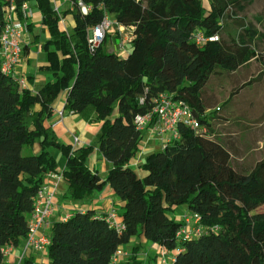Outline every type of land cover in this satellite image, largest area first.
<instances>
[{
  "label": "trees",
  "instance_id": "trees-1",
  "mask_svg": "<svg viewBox=\"0 0 264 264\" xmlns=\"http://www.w3.org/2000/svg\"><path fill=\"white\" fill-rule=\"evenodd\" d=\"M13 1L18 10L37 4L49 36L40 45L45 62L38 72L51 79L34 85L28 77L33 87L24 89L0 65V264L4 247L18 248L26 239L34 200L51 172L62 173L65 198L75 202L109 186L122 203L124 229L113 227L108 213L76 210L51 224L48 264H113L124 246L142 236L174 253L172 264H264V158L250 171L232 162V137L244 124L235 108L240 89H231L234 77L253 62L264 75L261 18L233 21L236 32L228 23L244 11V0H210L209 8L202 0H84L92 6L88 15L74 8L61 17L51 0ZM10 4L0 0V39ZM68 14L70 34L61 25ZM106 14L134 28L124 58L107 49L110 35L90 50L89 32ZM196 32L217 39L197 44ZM161 93L189 106L201 132L180 124V138L148 154L136 171L131 164L143 133L135 120L152 111ZM60 98L66 114L100 124L97 149L112 165L105 179L88 165L94 146L62 143L49 124ZM53 150L65 158L62 172ZM184 216L198 218L191 224L198 235L179 237L187 227ZM139 250L127 253L126 264H145ZM21 264L35 260L28 256Z\"/></svg>",
  "mask_w": 264,
  "mask_h": 264
},
{
  "label": "crops",
  "instance_id": "crops-1",
  "mask_svg": "<svg viewBox=\"0 0 264 264\" xmlns=\"http://www.w3.org/2000/svg\"><path fill=\"white\" fill-rule=\"evenodd\" d=\"M52 1V0H51ZM31 9V16L27 21V25L33 23L34 29L33 31H26L24 38H23V55L20 64L17 67V75L18 77L23 78L26 81V86L29 89H32V84L27 82L28 77L34 78V85H40L46 83L50 77H46L44 75H40L38 72V68L44 64L45 62V55L40 50V45L44 43L48 38V34L43 31L41 28V14L39 12V9L37 7V4L35 1L28 2ZM55 5L59 8V11L61 12V15H63L64 12L67 10H70V4L66 0H55ZM52 2V6H55ZM65 6H68V9L64 10ZM63 17V16H62ZM67 18L68 16L63 17L64 20L62 25V29L70 34L69 32L70 25L72 27V23ZM71 23V24H70ZM41 30L40 34H37V31ZM113 38V46L108 49L109 51H113L116 54H118L121 51H124L128 46H125L124 48H121V44L123 41V37L118 34H110ZM38 37L39 41H36V38ZM117 37V38H115ZM130 46V45H129ZM129 50V49H128ZM28 51V54H25V52ZM31 61L35 62V67L33 71H29L30 69V63ZM251 70L245 71V69H242L239 71L235 77L234 82L232 84L231 89H240V92L236 96V101L239 105L244 106H251L252 99H250L249 91L251 92H257L259 89L264 87V75L261 76V69L260 67L255 64V62L251 65ZM251 79H255V82L250 85L246 86L245 88L241 89V87L249 82ZM231 93V90H228L227 97ZM64 98H60L57 101L56 107H55V113L53 118L50 120L49 124L57 134L60 141H63L62 143L65 144H72V141L74 138H78L80 141L79 147L84 146H94V152L90 156L88 160V165L92 170H95L99 173L102 179H105L108 172L110 171L112 165L106 161L102 155L99 153L97 149V142L99 137V131H100V124L95 122L94 119L90 121H86L82 119L77 114H71L67 113L63 119H60L59 112L64 111ZM241 113V119L245 121L244 116H246V111L243 109H238ZM143 147L140 151V153L137 155V157L132 161L131 166L136 170L140 171L139 167L145 160L146 156L152 152H157L161 150V145L159 141L150 140L148 135L145 133L143 136ZM77 147V148H79ZM58 154L56 155L57 161H58V171L62 172L65 167V158L57 151ZM51 185V181H49L48 176H46V181L44 185ZM67 192V185L64 182H61L57 190L55 192V213L50 218L49 222L53 224L56 221H62L65 220L66 217L70 213H73L76 210H96L98 213H115L116 214V221L119 222L118 215L121 212L122 203L120 200L115 196L112 189L107 186L102 191L95 192L91 198L82 201V202H75L71 201L70 199L65 198V193ZM86 202V203H84ZM48 234V233H47ZM38 236H42L43 232L39 231ZM25 244V239L22 240L21 245L18 248H14V251L5 258L4 264H16L17 260L22 254L23 248ZM137 247H140V250L138 252V257L143 261L145 264H151V261H155V264H160V256L162 253V248L156 247L155 245H150L151 251H148L146 247H148V243H144V240L142 237L133 238L129 244L123 247V250L126 251L130 256L134 254V251ZM154 252V256H151V253ZM28 256H31L35 260V264H48V257H47V251H35V250H29L23 259L27 258ZM168 256L170 259H173L175 254L168 252ZM126 260H123L122 264H126Z\"/></svg>",
  "mask_w": 264,
  "mask_h": 264
},
{
  "label": "built area",
  "instance_id": "built-area-1",
  "mask_svg": "<svg viewBox=\"0 0 264 264\" xmlns=\"http://www.w3.org/2000/svg\"><path fill=\"white\" fill-rule=\"evenodd\" d=\"M70 4V9L77 8L81 14L88 15L92 6L86 4L84 0H66ZM55 5V0H52ZM54 11L60 15L59 8L55 5ZM31 16V9L28 2L24 3L21 9H17L13 0L6 10L5 25L1 35L0 47V65L1 72L13 78L21 88H27L26 81L18 77L17 67L21 62L23 55V38L27 31V21ZM63 23V19L61 20ZM115 29V31H114ZM116 33L123 37L121 48L130 45L133 40V27H123L115 22L108 14L105 15L102 22L89 32L90 50L94 51L105 39L107 35ZM217 38L206 39L204 34L196 32L194 40L197 44H203L207 41H213ZM143 99H141V103ZM66 115L64 111L59 112L60 119ZM180 124L191 127L196 132L200 133L201 129L198 121L193 116L191 109L182 101H175L166 93L159 94L153 101V109L150 113L138 116L135 120V125L138 131L146 133L150 140L159 141L161 150H163L172 141L180 138L178 127ZM73 148L80 146L78 138L72 141ZM51 185H43L34 200V211L28 221V234L25 239L24 248L21 256L16 264H21L25 254L29 250L47 251L50 239L48 237L51 223L50 218L55 213V192L58 185L62 182V173H49L48 175ZM116 214H109L108 222L117 230H123L124 227L116 221ZM187 227L182 230L179 237H189L192 231L199 234L200 229L194 230L191 224L197 225L198 218L193 216H184ZM42 231L43 235L38 236V232ZM14 251V247L6 246L2 249L5 258ZM127 253L119 251L113 258V264H120L126 258ZM174 259V258H173ZM173 259L168 258V251L162 248L160 256L161 264H172Z\"/></svg>",
  "mask_w": 264,
  "mask_h": 264
},
{
  "label": "rangeland",
  "instance_id": "rangeland-1",
  "mask_svg": "<svg viewBox=\"0 0 264 264\" xmlns=\"http://www.w3.org/2000/svg\"><path fill=\"white\" fill-rule=\"evenodd\" d=\"M244 3L242 4L243 7L241 9L244 10L243 12L239 13L238 16L231 15L233 19H229L228 22L231 26V31L236 32L238 29L234 26V22H237L239 20H244L245 24L252 22L257 23V19L261 18V24L259 25L257 23V28L259 31L264 33V0H244ZM202 3L205 8H209L210 6V0H202ZM64 10L68 9V6H65L62 8ZM67 20L69 23V20L71 21L73 25V16L72 14H68ZM64 21V20H63ZM259 21V22H260ZM70 23V24H71ZM229 26V30H230ZM73 31V26L71 27L69 32ZM115 31V29H114ZM41 30L37 31V34H40ZM113 34H115L113 32ZM113 41L108 42L107 49H110L113 46ZM124 50L118 53V55L122 58L128 55L130 46ZM264 47V46H262ZM35 62L31 61L30 63V69L29 71H33L35 67ZM250 90L248 93L250 96V99H252L251 106H244V105H237L235 108L237 109H244L246 111V116H244L245 121H243L240 125L236 127V133L234 137H232L234 141L233 150H232V157H233V165L235 168L243 170V171H250L253 169V167L260 162L264 158V87L259 89L257 92H251ZM228 90L225 92V96L227 97ZM227 99V98H225ZM228 121V120H227ZM215 129L218 130V133L220 135H223L222 130L220 129V125H215ZM63 142V141H61ZM55 154H58L57 151L53 150ZM86 203V202H84ZM144 243H148V251H151L150 245L152 243L145 240V238L142 236ZM126 252V251H125ZM127 253V252H126ZM154 256V252L151 253L152 257ZM169 258V256H168ZM161 264V261H159ZM151 264H155V261H151Z\"/></svg>",
  "mask_w": 264,
  "mask_h": 264
}]
</instances>
